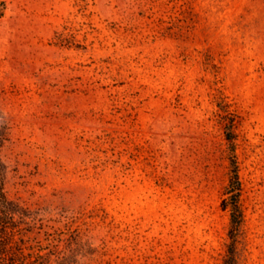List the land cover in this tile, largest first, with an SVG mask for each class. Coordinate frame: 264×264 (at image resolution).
<instances>
[{"label": "rangeland", "instance_id": "obj_1", "mask_svg": "<svg viewBox=\"0 0 264 264\" xmlns=\"http://www.w3.org/2000/svg\"><path fill=\"white\" fill-rule=\"evenodd\" d=\"M0 127L35 264H222L230 153L264 264V0H0Z\"/></svg>", "mask_w": 264, "mask_h": 264}, {"label": "trees", "instance_id": "obj_2", "mask_svg": "<svg viewBox=\"0 0 264 264\" xmlns=\"http://www.w3.org/2000/svg\"><path fill=\"white\" fill-rule=\"evenodd\" d=\"M229 140H231L229 138ZM9 142L5 128L0 127V263L5 264H35L30 253H24L23 239L16 238L15 216L23 219L21 208L11 201L5 190V179L8 166L2 158L1 151ZM229 183L222 207L229 213L228 244L222 264H241L244 257L245 220L240 203V182L235 156L229 155ZM20 223V222H18ZM38 264V263H36ZM40 264V263H39Z\"/></svg>", "mask_w": 264, "mask_h": 264}]
</instances>
